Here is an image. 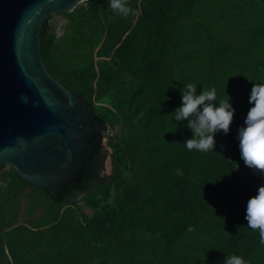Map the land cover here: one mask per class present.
Masks as SVG:
<instances>
[{
    "label": "trees",
    "instance_id": "obj_1",
    "mask_svg": "<svg viewBox=\"0 0 264 264\" xmlns=\"http://www.w3.org/2000/svg\"><path fill=\"white\" fill-rule=\"evenodd\" d=\"M100 1L86 0L72 14L95 19ZM161 2L170 13L159 10L160 23L143 34L136 29L114 52L121 60L117 83L102 67L96 70L91 57L51 54L41 35L49 73L81 95L96 123L111 128L118 116L126 129L122 141L116 136L107 140L114 167L109 181L100 175L102 139L86 152L79 183L68 184L56 200L12 171L51 206L76 208L84 223L86 250L82 243L65 246L63 252L59 248L53 264H223L231 254L248 264H264L259 232L245 219L247 201L264 176L244 162L237 164L242 159L236 138L251 107L253 84L264 82V0ZM230 32L242 39L251 36L240 67L222 42ZM105 39L100 55L110 56L111 34ZM209 69L215 70L213 81L205 77ZM188 83H195L198 93L215 88L216 101L229 99L236 109L230 131L217 133L215 149L189 150L183 144L193 133L186 120L178 123L172 114ZM94 94L109 95L104 105L95 106ZM5 226L0 212V259H8L0 264H30L27 254L20 256L4 244ZM60 234L57 229L54 237Z\"/></svg>",
    "mask_w": 264,
    "mask_h": 264
},
{
    "label": "water",
    "instance_id": "obj_2",
    "mask_svg": "<svg viewBox=\"0 0 264 264\" xmlns=\"http://www.w3.org/2000/svg\"><path fill=\"white\" fill-rule=\"evenodd\" d=\"M86 0H0V166L56 200L84 176L85 154L107 127L96 123L80 94L47 70L41 26Z\"/></svg>",
    "mask_w": 264,
    "mask_h": 264
},
{
    "label": "rangeland",
    "instance_id": "obj_3",
    "mask_svg": "<svg viewBox=\"0 0 264 264\" xmlns=\"http://www.w3.org/2000/svg\"><path fill=\"white\" fill-rule=\"evenodd\" d=\"M126 2L131 8L139 9V15L129 14L125 17L112 10L108 6V0H101L97 6L98 16L95 19L84 20L72 12L51 14L41 26L40 38L41 35L44 37L51 54L55 56L76 52L91 57L96 70H99V66L102 67L105 74L117 83L120 79L121 60L113 57L114 52L122 46L124 40H131L136 29H140L143 34L150 31L153 23H160L162 19L159 10L170 13L161 0H126ZM108 34H111L113 39L109 46L110 56L100 55ZM250 39L251 36L242 39L232 32L223 39L222 42L235 66L243 65L247 57V41ZM144 46L145 43L142 48ZM204 74L208 81H213L215 70L209 69ZM96 83L97 79L93 82L94 90H97ZM106 87L109 85L107 84ZM108 95L101 98L94 94L93 104L104 105ZM111 128L116 131L117 142L122 141L126 135L123 119L115 117ZM103 141L109 155L105 159L102 180L109 181L114 167L111 150L107 146L105 137ZM237 164L242 165L243 161L237 160ZM12 170L9 165L0 166V212L6 225L1 229L4 244L11 245L20 256L27 254V263L30 264H53L59 248L63 252L65 246L72 247L73 244L82 243V250L85 249L86 246L81 239L84 223L79 217L78 210L71 206L63 208L51 206L42 192L22 185L13 176ZM81 211L87 216L92 214L86 208H81ZM57 229L61 230V234L56 238L54 236ZM6 260L8 259L1 258L0 262Z\"/></svg>",
    "mask_w": 264,
    "mask_h": 264
},
{
    "label": "clouds",
    "instance_id": "obj_4",
    "mask_svg": "<svg viewBox=\"0 0 264 264\" xmlns=\"http://www.w3.org/2000/svg\"><path fill=\"white\" fill-rule=\"evenodd\" d=\"M108 6L125 17L140 13L126 0H108ZM216 97L215 88L198 93L195 83H188L181 90L182 103L172 115L178 123L186 120L187 128L193 133L183 143L187 149H215L217 133L230 131L236 109L229 99L217 102ZM249 103L251 107L237 131L239 153L247 167L258 176H264V82L253 84ZM245 219L249 228L258 230L260 243L264 244V182L258 184L256 193L248 199ZM223 264H248V261L241 255L231 254Z\"/></svg>",
    "mask_w": 264,
    "mask_h": 264
},
{
    "label": "built area",
    "instance_id": "obj_5",
    "mask_svg": "<svg viewBox=\"0 0 264 264\" xmlns=\"http://www.w3.org/2000/svg\"><path fill=\"white\" fill-rule=\"evenodd\" d=\"M116 136V131L112 128H107V132H106V135H105V139L108 140V139H112Z\"/></svg>",
    "mask_w": 264,
    "mask_h": 264
}]
</instances>
